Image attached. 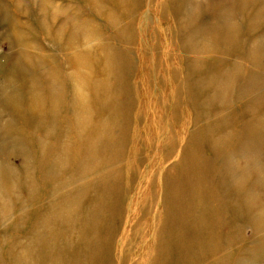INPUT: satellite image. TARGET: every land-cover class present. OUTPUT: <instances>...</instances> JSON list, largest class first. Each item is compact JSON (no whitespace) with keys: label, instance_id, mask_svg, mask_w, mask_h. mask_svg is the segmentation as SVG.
I'll return each instance as SVG.
<instances>
[{"label":"bare ground","instance_id":"1","mask_svg":"<svg viewBox=\"0 0 264 264\" xmlns=\"http://www.w3.org/2000/svg\"><path fill=\"white\" fill-rule=\"evenodd\" d=\"M90 1L97 14L106 19L104 26L118 32L114 36L117 45L112 46L102 38L103 34L99 31L101 25L91 23L89 18L83 20L75 14L65 16L67 24L61 23L53 31L51 21V27L48 24L49 15L44 16L38 21L39 31L50 36L53 47L58 43L61 45V54L65 58L57 60L55 50L46 59L37 60L38 68L46 72L47 76L36 73L37 76L30 71L27 76L18 75L23 79L17 81L14 74L8 75L6 77L12 76V79L8 78L6 87L4 85L0 88V92L9 93L7 96L10 102H17L18 105L22 103L20 92L28 94V110L32 108L33 124L36 125L35 137L32 135V140L26 141L29 148L37 151L34 156L23 158L22 169L0 166V184L6 185L2 193L4 195L8 192V195L16 199H19L20 193L22 196V193L24 195L27 192L30 198L34 195L36 210L41 212L38 217L30 215L29 200L25 206H19L15 215L21 225V236L25 238L18 242L13 235L6 236L4 248L0 247V264H108L107 259L115 246L114 238L99 208H102L103 203L107 215L116 213L113 193L109 191L122 180L123 169L120 164L123 160L119 159H128L129 165L132 163L127 168L129 178L135 177L138 167L145 161L139 154L134 157L127 153L126 147L130 144L128 138L133 137V143L139 139L137 135L128 136L125 128L131 113L123 105L124 99L129 97L126 91L131 73L135 69L130 68L126 59L133 56L131 47L135 45L134 39L140 37V29L138 35L134 31V15L135 10H140L142 6L139 7L135 0ZM196 9L192 4L179 8L181 22L178 25L183 27L192 23L188 27L190 28L197 24ZM126 11H129L128 14H125ZM62 12L67 14L63 10L56 11V19ZM51 20L55 22L54 19ZM13 28L17 29V36L22 40L24 34L17 21H14ZM225 30L227 28L217 30V25H213L211 21L205 22L191 36H186L188 55L193 56V61L197 63H202L205 58V65L209 62L213 69V62L218 59L209 61L204 56H213V52L223 54L225 48L231 46L225 44L228 41L241 45L239 35L226 36ZM221 41L222 45L219 44ZM142 42L147 44L146 40ZM260 44L254 48L257 54L254 57L257 59ZM250 56L254 58L252 54ZM25 58L31 59L29 56ZM67 66V73H64ZM155 68L154 65L151 66L150 71ZM207 70L208 68L204 69L205 75L198 82L193 75L185 79L188 82L186 85L181 81L174 87L171 95L174 104L179 101L182 104L187 103L191 113L196 112V117L206 119V123L198 126V119L194 118L195 127L187 135V139H184V146L178 155L180 158L167 173L159 171L156 160L167 159L175 153L174 130L169 133L164 130L168 121L177 119L171 120L174 111L169 118L165 117L172 99H157L163 109L162 114L157 121L151 122L153 126L148 124V129L145 128L144 132L148 133L150 139L153 135L155 138L166 135L157 148H153V144L150 147L152 152L161 151L164 156H155V164H151L146 173L153 171L150 176L151 183L147 187L148 191L142 195V201H137L141 204V211L137 215L138 220L134 218L135 225L132 227L135 240L125 241L122 238V243L119 244L120 247L124 244L118 254L121 264L126 259L137 258V255L127 258L134 249L143 258L140 264H243V258L247 257L242 255V246L236 242L240 235L243 236L245 224L254 223L257 234H264V223L261 222L264 207L255 208L253 205L256 198L253 194L254 188L259 182L251 179L257 166L255 157L258 146L260 147L259 141L264 136L259 137L264 132V125L258 118L257 125H254L256 121L248 123L245 134V141H248L243 149L234 151L237 146L235 136L226 129H222L218 135L229 118H213L212 114L213 106L227 104L225 94L228 92L214 82L216 78H213V73L208 75ZM20 71L23 73L24 70L21 68ZM145 74L150 77L147 70L140 75L144 77ZM173 75L176 76L175 73ZM154 79L143 84L145 88H151L155 83ZM189 79L193 83H189ZM19 114V118H29L25 108ZM9 119L5 125L2 124L4 130L13 125L17 128L18 136H29L10 116ZM82 160L87 163V168L81 165ZM47 167L50 172L45 175L51 178L41 177L44 174L43 169L47 170ZM100 169H107V174H102ZM51 171L58 174L53 175ZM145 175L143 173L142 177ZM83 176L92 178L91 183L100 185L94 195L80 193L78 184L80 185L79 180ZM43 186L47 191L45 197L39 194L43 191ZM2 190L0 186V191ZM71 194L73 208L67 215L61 204ZM3 195L1 209H11L16 203L3 200ZM57 196L62 197L58 199ZM85 206L93 208L91 218L83 219L81 214L86 213ZM142 217H149L148 222L140 224ZM9 228L13 229L14 225ZM9 228L7 229L10 230ZM145 233H149L151 238H141ZM6 256V260L1 259Z\"/></svg>","mask_w":264,"mask_h":264},{"label":"rangeland","instance_id":"2","mask_svg":"<svg viewBox=\"0 0 264 264\" xmlns=\"http://www.w3.org/2000/svg\"><path fill=\"white\" fill-rule=\"evenodd\" d=\"M87 1L88 0H0V88L9 81L8 78L12 79V76L6 77L8 75L14 74L17 81H22L23 79L22 77H18V75L27 76L30 71L34 74L37 73L41 76H47L46 72L38 68L37 60L46 59L52 55L55 50L57 60L65 58L64 55L61 54V52L63 53L61 45L59 43L54 45L56 48L54 49L50 36L39 31L38 21L44 16L49 15L50 19H48V22L51 21V24H53V31H56V28L58 29L61 23L65 22L67 24V18L65 16L75 14L83 18V20L89 18L91 23L101 25L99 26V31L103 34L102 38L109 41V44L112 46L117 45L114 36H116L118 32L109 30L104 26L106 25V19L97 14L92 6V1ZM135 1L138 2L139 7L140 5L142 6L139 8L140 10H135L134 15L136 22L134 31L138 35V30L140 29L138 35L140 37L134 39L135 45L131 47L133 56L126 59L130 68L133 67L135 69L131 73V78H129L130 84L126 91L129 97L124 99L123 105L126 111L131 113L130 120L125 128L127 129L128 136L137 135L139 139V141L136 140V143H133V137H131V139L128 138L130 144L126 147L127 153L134 157L139 154L145 161L138 167L135 177L129 178V176H127V168L131 166L132 163L129 165L128 159H119L121 161L123 160L122 164H120L123 169L121 172L122 180L119 185L109 191L113 193L112 200H115L114 207L116 213H112L110 216L107 215L103 208V203H101L102 208H99L100 213L105 216V223L109 225V231L113 232L114 238L115 246L111 249V253L107 259L108 264H110V262H112V264H121L122 260L118 257V254L119 249H123L124 244L122 247L119 246V244L122 243V238H124L125 241L135 240L132 227L135 225L134 218L138 220L137 215L141 211L139 209L141 204L137 201H142V195L145 191H148L147 187H149L151 183L150 176L153 174V171H151L150 174L146 173L150 170L149 166L155 164V156L157 158L164 156V153L161 151L152 152L153 150L151 151L150 147L153 144L152 147L157 148L159 146L158 143L161 142L166 135L155 138L152 134L153 138L150 139V137L147 136L148 133L144 132L145 128L148 129V124L150 125L151 122L157 121L156 119L162 114L163 109L161 105L158 104L157 99L167 97L168 100V98H171L172 100L168 104L169 110L167 112L164 111L165 117L169 118L174 111L171 120L174 118L177 119L176 121H168L166 123L167 128L164 130L167 133L174 130L173 142L175 143V153L172 155L174 157L171 156L172 158L168 157L160 161L158 159L156 160L158 165L156 167H159V171L162 170L165 173H167L180 158L178 155L181 152L180 149L184 146V139H187V135L192 131L193 127H195L196 122H193L195 120L194 118L198 119V126L206 123V119L201 120L198 116L196 117V112L192 111L193 113H191L186 106L187 103L182 104L179 103V101L174 104L173 98L171 97L174 87L181 81L185 82L186 85L188 83L186 80L189 76L195 75V81L198 82L205 75L204 69L208 68L206 73L208 75L213 73V78H216L214 82L223 87L222 90L226 89V92H228L225 94V97H227V104L224 106H222V104H220V106H213L214 109L212 114L213 118L225 116L229 118V120L224 122L218 135L222 129H226L227 132L233 134L237 141V146L234 151L238 152L246 145L245 142L248 140L245 141L247 138L245 134L248 131L246 129L248 127L246 125H249L248 123L251 124L258 118V121L264 125V0ZM191 4L197 7L195 15L198 17V23L190 28L188 27L192 23L181 27L178 25V23L181 22L178 9L181 7L185 8ZM59 10H63L67 14L63 12L59 13L56 19V11ZM128 12L129 11H126L125 14H128ZM182 12L183 11H180V13ZM118 14L119 13H117V15ZM51 18L55 20L54 23ZM14 21L18 22V27L24 34L22 40L17 36V29L13 28ZM208 21L213 22V25H217V30L221 31L227 28V30L224 31L226 36L237 34L239 35V40H241V45H234L230 43V41L225 43L231 46H227L225 51L222 52L223 54L213 52V56H204L209 61L218 59V61L213 62V69H211V63L208 61L205 65V58L202 63L194 62L192 59L193 56L188 55V47L186 48L185 44L186 36H191L195 30H199L200 26ZM228 23L230 25H228ZM48 24L49 27H51L50 22ZM231 27L236 29L234 30ZM229 28H231V31H229ZM134 34L135 33H133V35ZM143 40H146V45L143 44ZM222 42L223 41L219 44L222 45ZM259 43L261 44L259 48V59H257V57H254L255 55L257 56L254 52V48L255 45H259ZM251 54L254 58L250 56ZM28 56L31 59L27 60L25 58ZM214 56L216 57L213 58ZM153 65L156 67V71L154 69L150 71ZM21 68L24 70L23 73L20 71ZM67 70L68 66L65 71L63 70L64 73H67ZM146 70L149 72L150 77L145 74L144 78L140 74ZM174 73L176 76L173 75ZM152 78H155L153 86L149 89L145 88V83ZM163 83H166V85ZM189 83L193 82L189 79ZM5 87L6 85L4 88ZM20 93L22 103L18 105L17 102H10L7 96L9 93L4 94L0 92V166L4 168L11 166L22 169L24 162L23 158L32 157L37 154L36 149L29 148V143L26 141V139L31 141L33 136L35 137L34 131L36 124H33L34 119L31 114L32 108L30 111L28 110L30 105V101L26 99V95L28 94L24 92ZM7 99L9 101L5 102ZM183 101L185 102V100ZM183 107H185L186 110L185 108L183 109ZM24 108L29 120H24L18 116H21L19 113ZM8 115L15 121L16 125L25 131V133H28L29 136L25 135V138L22 135L18 136L17 128L13 125L11 128H6V130H4L2 124L5 125V122L10 121ZM204 116L206 117V115ZM258 121H256L254 125H257ZM152 123L151 126H153ZM225 125L226 128H224ZM184 130L187 131L184 132ZM149 132H151V130H149ZM262 135H264V132L260 133L259 137ZM262 137L263 139L259 141L260 147L258 146V153L255 157L257 166L254 169V174L251 175L253 182H259L253 192L256 197L253 202L255 208L264 207V183H262V181L264 182V136ZM117 161H115V164ZM81 165L83 168H87V163L84 160H82ZM49 167H47V170L46 168L43 169V175L42 173L40 174L39 171V175L45 177V174L50 172V170H48ZM93 169L95 170L96 166ZM107 169H100V172L102 174H107L105 173ZM51 173L53 175L58 174L53 171H51ZM143 173L144 175L146 174L144 177H142ZM84 177L85 176L79 180L80 185L77 183L80 188V193L82 195H94L97 190H99L98 187L100 185L93 182L91 183L90 179L92 178L88 179ZM46 178L51 177L46 176ZM110 183L112 184L113 182ZM43 185L45 184L43 183ZM0 186L3 188V190L0 191L1 202L2 192L4 188H6V185L2 183ZM44 187L45 186H43V191L41 190L39 193L43 197L46 196L47 192L44 190ZM100 195L101 192L99 193V196ZM33 196L30 198L27 192L24 195L22 193L21 196L20 193L19 199H16L8 195V192L4 193L3 200H9L16 204H14L11 209L9 207L1 209L0 206L1 248L2 246L4 248L7 237L10 235L17 238L18 242L25 238L21 236L23 232L21 231V225H19L20 222L18 223V217H16V211L19 210V206H25L29 200L31 202L30 215L34 214L38 217V213H41L39 209L38 211L36 210V205L33 202L35 197ZM72 196L73 194L66 197V201L61 204L67 215L73 208L70 202ZM61 197L62 196H57L58 199H61ZM95 201L97 202L98 199ZM134 201H136V203ZM85 208L86 213L81 214L83 219L91 218L93 208L89 206H85ZM42 212H45V210ZM148 218L149 217H142L140 224L147 223L149 220ZM261 222L264 223V217ZM140 224H138V226ZM13 225L14 228L10 229L9 227ZM260 226L262 225L260 224ZM13 230H15L16 233H14ZM263 236L264 234L261 235L260 232L257 234L254 223L248 222L245 224L243 236L240 235L236 242L237 245L242 246V255L247 257V259L243 258V264H264V239L261 240ZM141 238L148 240L151 236L149 233H145ZM6 248L8 249V247L5 246V249ZM136 255L137 258L133 260L126 259L128 261L124 260L123 264H140L143 258H141L140 252H138L137 249H134L127 258H130V256L131 258L136 257ZM6 258L7 256L1 259L6 260Z\"/></svg>","mask_w":264,"mask_h":264}]
</instances>
